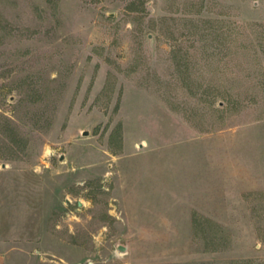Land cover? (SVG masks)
<instances>
[{
    "label": "rangeland",
    "instance_id": "obj_1",
    "mask_svg": "<svg viewBox=\"0 0 264 264\" xmlns=\"http://www.w3.org/2000/svg\"><path fill=\"white\" fill-rule=\"evenodd\" d=\"M0 255L264 264V0H0Z\"/></svg>",
    "mask_w": 264,
    "mask_h": 264
},
{
    "label": "crops",
    "instance_id": "obj_2",
    "mask_svg": "<svg viewBox=\"0 0 264 264\" xmlns=\"http://www.w3.org/2000/svg\"><path fill=\"white\" fill-rule=\"evenodd\" d=\"M0 264H4V261L1 255H0Z\"/></svg>",
    "mask_w": 264,
    "mask_h": 264
},
{
    "label": "water",
    "instance_id": "obj_3",
    "mask_svg": "<svg viewBox=\"0 0 264 264\" xmlns=\"http://www.w3.org/2000/svg\"><path fill=\"white\" fill-rule=\"evenodd\" d=\"M84 134H86V133H84ZM118 249H120V250H124V247L121 246V245H118Z\"/></svg>",
    "mask_w": 264,
    "mask_h": 264
}]
</instances>
